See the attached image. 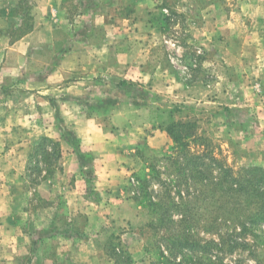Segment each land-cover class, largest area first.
Segmentation results:
<instances>
[{
    "label": "rangeland",
    "instance_id": "374dc122",
    "mask_svg": "<svg viewBox=\"0 0 264 264\" xmlns=\"http://www.w3.org/2000/svg\"><path fill=\"white\" fill-rule=\"evenodd\" d=\"M206 144L264 168V0H0V264H264V223L194 200Z\"/></svg>",
    "mask_w": 264,
    "mask_h": 264
},
{
    "label": "trees",
    "instance_id": "16d2710c",
    "mask_svg": "<svg viewBox=\"0 0 264 264\" xmlns=\"http://www.w3.org/2000/svg\"><path fill=\"white\" fill-rule=\"evenodd\" d=\"M168 133L173 137L174 141L178 143L181 148L178 151L177 157H172L175 163H178V157L181 155H191L195 153L190 152V139L197 138V132L194 128L192 122L178 121L172 123L167 128ZM46 142L50 141L48 138H44ZM208 151L204 152L209 159H211L215 165L219 168L217 175L212 176V170L215 166H208L205 170H200L197 162L194 165L196 172L192 173V177L196 178V183H199L202 179H210V189L205 192H197L198 195L195 196V202L199 201L202 195L201 193H208L212 197L213 203H219L216 209L221 210L223 216L227 218L233 217L236 222L239 223V227L245 229L247 224H259L264 223V168L254 166L253 168L245 170L240 176L234 174L233 170L226 166L222 160L214 153L213 147L210 144H206L205 148ZM195 157V156H192ZM200 157V156H198ZM203 171H207V175L203 174ZM183 193L179 191L178 194L183 198ZM189 194V192L187 191ZM184 199V198H183ZM176 201L172 199L173 204L169 206L165 200H159L160 207L162 211L161 226L171 227L175 221L172 219V214L169 213L170 209H176L182 215L178 220L179 226L183 227L184 236L186 241H183L182 245L188 247H201L197 241L192 242L189 240L192 235L190 234V224L194 221L195 217V207L191 206L186 200ZM190 202V201H189ZM158 204V206H159ZM213 209L212 212H214ZM169 213V214H168ZM215 216H213L214 218ZM212 229H215L217 219H213ZM192 226V225H191ZM214 231V230H211ZM172 244L175 245L178 233H173ZM175 234V235H174ZM172 245V246H173Z\"/></svg>",
    "mask_w": 264,
    "mask_h": 264
}]
</instances>
